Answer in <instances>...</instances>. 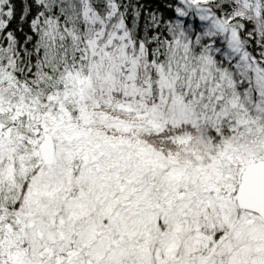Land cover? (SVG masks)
<instances>
[{"label":"snow or ice","instance_id":"6c2138e0","mask_svg":"<svg viewBox=\"0 0 264 264\" xmlns=\"http://www.w3.org/2000/svg\"><path fill=\"white\" fill-rule=\"evenodd\" d=\"M0 264H264V0H0Z\"/></svg>","mask_w":264,"mask_h":264}]
</instances>
